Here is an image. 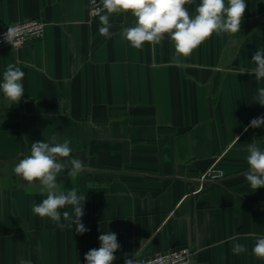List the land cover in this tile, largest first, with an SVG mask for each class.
<instances>
[{"label": "crops", "instance_id": "0c3cea01", "mask_svg": "<svg viewBox=\"0 0 264 264\" xmlns=\"http://www.w3.org/2000/svg\"><path fill=\"white\" fill-rule=\"evenodd\" d=\"M89 1L0 0V30L46 23L43 40L0 53V82L9 64L25 73L18 104L0 92V264H86L110 231L121 246L114 264L184 246L193 264H264L252 253L264 236V188L244 175L248 145L264 150V125L248 127L264 116L252 101L264 79L250 74L264 50V0H245L241 31L214 33L188 57L167 34L133 47L122 35L131 13L113 14L112 36H102ZM52 136L85 164L57 178L60 190L86 194L83 235L36 215L46 193L13 171L32 142ZM211 168L225 179L201 187ZM64 211L70 224L72 206ZM234 243L247 251L234 254Z\"/></svg>", "mask_w": 264, "mask_h": 264}, {"label": "clouds", "instance_id": "9594fccd", "mask_svg": "<svg viewBox=\"0 0 264 264\" xmlns=\"http://www.w3.org/2000/svg\"><path fill=\"white\" fill-rule=\"evenodd\" d=\"M190 4L192 0H100L97 9L98 31L102 36L110 38V17L113 14L131 13L135 22L132 26L125 27L122 35L133 47L139 49L146 42L159 43L167 34L177 55L182 57L190 56L194 49L214 33L236 34L241 31L247 9L245 0H200L194 13L186 7ZM38 35V32L26 31L20 26H8L2 38L14 47L22 39ZM251 60L255 69L250 74H254L256 80L264 79V50H255ZM24 76L25 73L19 67L11 64L3 73L0 92L12 103L18 104L25 94L22 83ZM252 101L264 106V88L257 89ZM261 125H264V116L251 119L248 127L259 128ZM248 127L244 130L248 131ZM236 138L240 139L239 136ZM71 153L70 141L57 142L55 136L50 138V142H32L30 154L20 159L13 171L29 185L38 184L39 191L46 193V198L33 206L32 211L36 215L49 218L57 227L74 226L75 233L83 235L88 231L82 223L86 194H78L76 188L60 190L57 183L59 173L67 171L69 176L75 177L85 168V164L78 157L69 159ZM246 159L249 167L244 175L250 188L254 191L264 188V150L256 143H250ZM69 205L73 209L71 223H61L62 219L68 221L70 218L68 211L61 212V209ZM98 239L99 248L85 253L84 261L86 264H114L117 259L115 253L121 247L116 233H101ZM231 250L240 255L247 248L243 244L234 243ZM252 253L258 259H264V236L256 238ZM23 264L31 262L24 261ZM124 264H134V261L128 258Z\"/></svg>", "mask_w": 264, "mask_h": 264}, {"label": "built area", "instance_id": "2783aa9c", "mask_svg": "<svg viewBox=\"0 0 264 264\" xmlns=\"http://www.w3.org/2000/svg\"><path fill=\"white\" fill-rule=\"evenodd\" d=\"M100 6V0L89 1V17L90 20L96 21L98 19L97 9ZM102 11V9H101ZM13 26H20L26 31L38 32V36H32L30 38L22 39L14 47L3 41L2 34L7 31L6 29L0 30V53L6 51H18L23 47L44 39L46 34V23L40 20H30L22 22ZM225 172L221 169L211 168L204 172L197 180L199 185L220 183L225 179ZM186 250V251H185ZM134 264H193L192 250L188 246L171 249L168 251L157 252L150 257H142L140 259H134Z\"/></svg>", "mask_w": 264, "mask_h": 264}]
</instances>
